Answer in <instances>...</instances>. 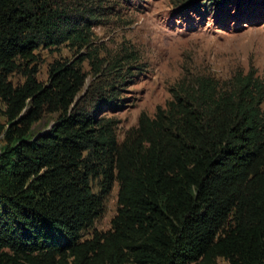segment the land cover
<instances>
[{"label":"trees","instance_id":"1","mask_svg":"<svg viewBox=\"0 0 264 264\" xmlns=\"http://www.w3.org/2000/svg\"><path fill=\"white\" fill-rule=\"evenodd\" d=\"M65 1L0 0V264H264V81L197 79L118 145L99 115L132 54L89 51L37 80L39 51L91 48L94 7ZM86 60L104 85L87 106ZM46 113L56 122L31 136ZM114 183L110 230L84 239Z\"/></svg>","mask_w":264,"mask_h":264},{"label":"rangeland","instance_id":"2","mask_svg":"<svg viewBox=\"0 0 264 264\" xmlns=\"http://www.w3.org/2000/svg\"><path fill=\"white\" fill-rule=\"evenodd\" d=\"M73 1L76 7L92 4L97 12L93 13L94 21L88 22L91 48L79 53L73 46L39 51L36 77L46 83L52 63L72 62L89 51H96L100 59L108 62L132 54L136 61L124 65L125 79L121 84L113 78L108 81L117 87L116 106L103 108L99 115L114 120L118 145L137 128L142 114L153 118L158 108H166L172 91L192 87L197 79L225 81L238 72L245 74L254 69L264 81V0H222L210 4L205 0ZM202 2L207 6L200 7ZM82 69L88 80L78 100L87 106L92 103L97 84L101 82L100 88L104 85L103 79L93 77L88 60ZM10 80L22 84L24 77L16 73ZM261 111L264 113V102ZM57 117L44 114L32 126L31 136L47 132ZM4 145L0 138V153ZM99 183V179L92 182L94 192ZM117 191L118 184L114 183L104 200L102 215L85 231L84 239L90 238L93 231L110 230L117 212ZM215 264L228 262L218 258Z\"/></svg>","mask_w":264,"mask_h":264}]
</instances>
